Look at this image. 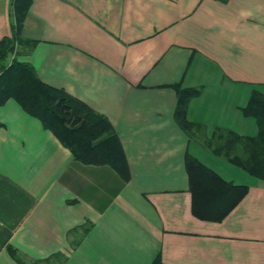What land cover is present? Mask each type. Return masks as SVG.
Listing matches in <instances>:
<instances>
[{"label": "crops", "instance_id": "0c3cea01", "mask_svg": "<svg viewBox=\"0 0 264 264\" xmlns=\"http://www.w3.org/2000/svg\"><path fill=\"white\" fill-rule=\"evenodd\" d=\"M14 0H0V41ZM11 54L105 117L125 156L85 164L15 100L0 106V264H264V180L175 117L256 137L244 114L264 94V0H32ZM190 154L246 195L220 221L197 216Z\"/></svg>", "mask_w": 264, "mask_h": 264}, {"label": "trees", "instance_id": "16d2710c", "mask_svg": "<svg viewBox=\"0 0 264 264\" xmlns=\"http://www.w3.org/2000/svg\"><path fill=\"white\" fill-rule=\"evenodd\" d=\"M32 0H14L13 34L0 41V106L15 99L30 115L42 120L75 158L85 164H111L127 178L125 156L112 124L92 111L86 104L66 92L44 84L32 66L15 60L6 61L23 48L31 51L36 41L22 36L26 14ZM176 121L185 133L209 147L217 155L226 157L250 174L264 180V94L254 91L243 112L256 118L259 134L240 136L217 128L207 136L205 127L188 120L190 101L196 89L177 87ZM186 168L190 175L194 213L206 219L222 220L246 195V187L224 182L216 173L187 154ZM153 264H164L158 257Z\"/></svg>", "mask_w": 264, "mask_h": 264}]
</instances>
